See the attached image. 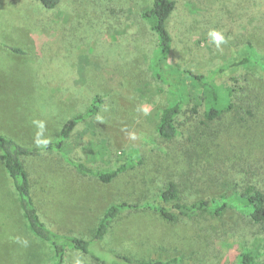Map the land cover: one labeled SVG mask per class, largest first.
<instances>
[{
    "label": "rangeland",
    "instance_id": "obj_1",
    "mask_svg": "<svg viewBox=\"0 0 264 264\" xmlns=\"http://www.w3.org/2000/svg\"><path fill=\"white\" fill-rule=\"evenodd\" d=\"M32 1H2L0 135L27 147L55 141L63 125L100 96L99 115L77 125L66 151L92 168L136 165L103 184L71 169L56 152L24 158L46 224L91 240L106 209L128 203L139 208L115 219L99 246L106 253L135 263L177 258V264H240V254L252 251L256 264H264V224L236 210L171 222L144 207L172 210L160 201L171 182L187 204L248 186L264 192V0H175L170 22L175 68L211 76L244 58L255 62L214 77L220 98L206 92L219 109L234 88V111L207 128L205 103L197 114L191 103L178 118L181 135L170 142L157 135L169 96L151 74L157 38L142 17L153 0H61L54 10L35 2L32 7ZM55 177L63 183L52 188ZM0 264H54L52 248L28 230L2 153ZM64 264L102 263L68 250Z\"/></svg>",
    "mask_w": 264,
    "mask_h": 264
},
{
    "label": "trees",
    "instance_id": "obj_2",
    "mask_svg": "<svg viewBox=\"0 0 264 264\" xmlns=\"http://www.w3.org/2000/svg\"><path fill=\"white\" fill-rule=\"evenodd\" d=\"M37 1L45 9L54 10L59 6L61 0ZM176 4L175 0H153V5L142 11L143 19L148 22L157 38V47L149 68L152 76L160 82L169 96L167 105L162 110L160 121L157 125L158 138L168 142L176 141L181 135L178 118L183 113L185 107L191 103L195 104L192 108L194 114H197L200 106L205 103L206 122L202 124L207 128H209L208 123L222 120L227 113L234 111V88H228V97L222 98L224 104L219 109L210 105L206 92L211 93L214 98H220L221 94H219L218 85L213 80L214 77L232 67L252 65L255 62L249 57L244 58L239 62H234L217 69L211 76L175 68L170 63L174 44L170 22L175 13ZM11 50L17 54L24 53L19 48H11ZM176 75H178V79ZM102 106L103 98L97 96L85 114L78 115L63 125L60 137L57 140L48 142L42 147L23 146L10 138L0 135V152L4 158V167L18 194L20 209L27 223L28 230L38 240L48 244L52 248L54 264H64L68 250L80 251L102 264H177L179 261L177 258L166 261L158 260L135 263L127 257L106 253L99 247L115 219L124 211L139 208L138 205L117 203L109 206L98 224L94 238L91 240L61 234L51 229L41 218L38 205L33 196L30 176L24 165V158L35 156L42 151L56 152L64 158L66 163L71 166V169L73 168L77 172L95 176L103 184H111L120 175L136 168V165L132 161H126L111 170L92 168L72 160L66 151V144L72 137L77 125L89 118L97 117ZM249 114H251V111ZM160 201L165 204H172V210L166 206L154 204H145L144 207L154 210L164 219L171 222L175 221L178 216L194 218L200 213H210L221 217L228 210H236L248 217L255 225L264 224V192L256 186H248L243 191L225 193L211 200H201L196 203L187 204L181 200L177 186L171 182L160 194ZM101 254H105V256H101ZM239 260L240 264H256L252 251H244L240 254Z\"/></svg>",
    "mask_w": 264,
    "mask_h": 264
},
{
    "label": "crops",
    "instance_id": "obj_3",
    "mask_svg": "<svg viewBox=\"0 0 264 264\" xmlns=\"http://www.w3.org/2000/svg\"><path fill=\"white\" fill-rule=\"evenodd\" d=\"M2 1L3 0H0V15H1V12H2ZM21 1H23V0H17V3L19 4ZM33 2H35V3H37L38 5H40L41 6V4H39V2L37 1V0H33L32 1V4L33 5H31L32 7H34V3ZM29 6V5H28ZM31 6H29V7H31ZM44 8V7H43ZM27 8H26V6H24L23 7V11H25ZM42 113V111H41V109L39 108L38 109V114H41ZM45 144H47V143H45ZM45 144H41V145H38L37 147H42V146H44ZM48 175L50 176V174H47L46 173V176L48 177ZM49 178V177H48ZM62 181V183H63V180H61V179H59L58 177H55L54 179H52V181H51V183H50V187H52V188H56L57 187V185H58V181ZM62 185V184H61Z\"/></svg>",
    "mask_w": 264,
    "mask_h": 264
}]
</instances>
